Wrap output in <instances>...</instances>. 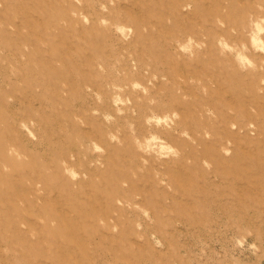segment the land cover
<instances>
[{
	"label": "rangeland",
	"instance_id": "1",
	"mask_svg": "<svg viewBox=\"0 0 264 264\" xmlns=\"http://www.w3.org/2000/svg\"><path fill=\"white\" fill-rule=\"evenodd\" d=\"M256 2L115 0L102 11L108 0H0V264H264V94L257 92L264 56L247 53L260 68L242 71L217 46L221 34L236 44L250 40L247 14ZM123 24L135 28L129 41L114 31ZM189 36L207 44L194 59L178 48ZM153 75L150 96L116 91ZM118 94L132 98L120 106L123 116L113 106ZM153 111L181 119L170 130L149 126ZM105 114L115 119L106 123ZM30 120L37 140L20 128ZM151 133L179 149V158L144 157L135 141ZM91 141L104 147L102 156L92 154ZM11 145L26 157H10ZM97 158L104 167L90 166ZM65 161L80 180L66 175ZM129 201L148 209L152 222L129 210ZM249 231L255 255L236 245Z\"/></svg>",
	"mask_w": 264,
	"mask_h": 264
},
{
	"label": "clouds",
	"instance_id": "2",
	"mask_svg": "<svg viewBox=\"0 0 264 264\" xmlns=\"http://www.w3.org/2000/svg\"><path fill=\"white\" fill-rule=\"evenodd\" d=\"M77 4H80L81 6L83 5V0H76ZM109 5H112L113 7L115 6V0H108V3L103 6L101 9L102 11H107ZM192 5L186 4L185 8L186 10H190ZM256 12H249L247 14V19L250 22L251 26V31L248 33L250 40L248 42H242L240 44H236L234 42H230L227 37L224 35H219L217 39V46L221 50V55L224 54H233L235 60L237 61L238 65L240 66L242 71H247L249 69L252 70H258L260 66L256 63V61L250 56L246 55L249 52H255L256 55L258 56H264V0H257L255 4ZM79 15L83 16V22L85 24L91 23V18L88 17L85 13H76L75 11L73 12L74 17H78ZM109 21L107 19H102L101 24L103 26H107ZM216 25L219 28H226L227 25L225 21L217 17L215 20ZM114 31L117 33V35H120L124 41H129L135 36V28L132 27L131 25L128 24H123L120 25L119 27H116ZM233 32V35H235V29H231ZM207 47V44L205 41H197L194 37L189 36L187 40L184 43L178 44L179 51L182 54H188L191 58H195V53L196 50L202 51L203 48ZM147 75V73H146ZM158 77L156 75H153L150 80L147 81V84L142 83L137 80H133L127 88L124 85H117L116 91L118 93H123L126 90H131L133 92H139L142 94L140 97L141 99L145 96H150L151 95V88L153 86V82L157 79ZM166 79V78H165ZM192 83H201L198 81H192ZM261 83H264V80L261 81ZM201 90L203 93L206 95L208 90L206 87L201 86ZM257 92L264 94V88H257ZM98 102H103V97L100 93H96ZM9 102H11L12 97H9ZM185 100L189 99V97L185 96ZM151 104L155 105L156 100L155 97L152 98L150 101ZM121 105H127L131 106L132 105V98L130 96L123 97L122 95H115L113 97V106L116 107V115H126V112L124 109H122L120 106ZM206 115L211 117L212 119H216V113L214 110L211 108H206ZM135 115V112H133ZM93 115H100V112L98 110L93 111ZM77 121L83 124V121L79 118L76 117ZM103 119L105 120L106 123H111L114 119L115 116L112 114H105ZM181 119V116L178 112L172 111L171 113H165L163 115L155 113L153 111L152 114H150L146 119L145 123L149 126L155 125L156 127H167L169 130L174 127L175 122L179 121ZM37 127L36 122L34 120L30 121H21L20 122V128L24 130L27 135L29 136L30 139L32 140H37L38 137L34 131V129ZM231 127L235 129L237 127L236 123L231 124ZM256 125L252 122H249L247 124L248 129H254ZM131 128L134 129L135 125L132 124ZM181 135L187 139H191V136L187 130L185 132L181 133ZM212 133L210 131H205L204 133V138L205 139H210ZM110 142H119V137L116 134H110L109 136ZM135 143L138 146V151H140L144 157H150V156H156L158 159H169V158H179L180 152L179 149H177L174 145L170 144L168 141H166L163 137L159 136L156 133H151L149 136H146L141 140L139 137H137ZM91 144L93 146V153L92 154H99V156H102L105 152L104 147L99 144L96 141H91ZM159 146V150L158 149ZM222 151L224 152L225 155H230V148L229 147H224L222 148ZM8 155L10 157H16L18 160H23L26 156L20 152L18 148L15 146L11 145L8 149ZM74 159V157H73ZM142 162L147 165L148 160L143 159ZM204 167L211 169L212 165L208 161H204ZM93 167H104V162L102 159L97 158L96 160L91 162V165ZM3 171L10 172L12 169L7 165L4 164L2 165ZM64 167L66 169V175L69 176L73 182L78 181L82 177V173L74 168H70L68 165V162H64ZM86 179V175L84 176ZM159 178V176H157ZM166 183V181H162V184ZM39 189L42 188L41 185H37ZM42 194V191L40 192ZM119 206L123 207L125 206V202L122 200H117L116 202ZM129 210H135L139 213L142 214L144 219H147L148 221L152 222V217L151 213L148 209L132 202L129 201L126 205ZM111 223V231L112 232H118L119 231V226L116 225L114 222L109 221L105 222L104 219L99 220V224L103 228H107L108 224ZM21 227H26V225L22 224ZM135 228L137 230V237L139 239H144L142 233L143 230V224L138 220L135 223ZM35 235V233H33ZM252 233L249 231L248 234L242 238H238L236 241V245L239 249H249L254 255L260 251V248L258 244L256 243H248V237L251 236ZM151 239L154 242L155 247H163V242L155 235L153 234ZM203 252V250H202Z\"/></svg>",
	"mask_w": 264,
	"mask_h": 264
}]
</instances>
